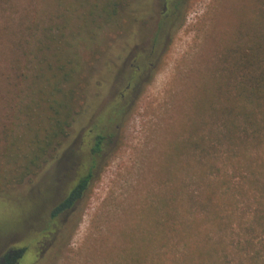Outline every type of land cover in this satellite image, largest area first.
I'll list each match as a JSON object with an SVG mask.
<instances>
[{"label": "rangeland", "instance_id": "374dc122", "mask_svg": "<svg viewBox=\"0 0 264 264\" xmlns=\"http://www.w3.org/2000/svg\"><path fill=\"white\" fill-rule=\"evenodd\" d=\"M103 1L110 5L108 17H98L92 7L97 0H0V256L23 250L19 264H202L190 256L194 242L202 245L201 234L191 233L198 219L209 243H224L226 257L218 264H240L238 244L251 238L258 248L261 233L243 227L254 201L233 190L240 172L224 142L214 139L220 118L212 109L222 105L217 88L225 83L226 52L261 0ZM175 1L177 19L157 38L151 56L159 15ZM45 38L65 42L68 59L61 58V65L79 67L78 115L48 165L18 184L9 171L16 170L20 141L28 145L32 137L25 131L27 86L34 53L48 46ZM143 65L152 70L141 75L124 112L109 126V143L83 198L49 219L88 165L80 136L91 124L101 123L100 130L117 117L121 106L114 100L133 67ZM42 181L43 198L36 191ZM209 182L220 185L223 203L235 199L226 209L222 203L216 207L224 219L221 229L201 201Z\"/></svg>", "mask_w": 264, "mask_h": 264}, {"label": "trees", "instance_id": "16d2710c", "mask_svg": "<svg viewBox=\"0 0 264 264\" xmlns=\"http://www.w3.org/2000/svg\"><path fill=\"white\" fill-rule=\"evenodd\" d=\"M97 2L92 7L98 10V17H108L110 5L103 0ZM100 2L103 4L100 5ZM259 3L261 5L255 10L254 19L250 20L249 25L248 22L240 24L235 47L226 52L225 59L229 66L225 67V83L217 88V95H223L222 105L218 110L212 109L214 103H209L214 114L220 118V134L215 135L214 139L224 142L228 148L225 151L226 156L236 160L233 164L238 173L240 172L241 181L233 190L242 197H252L254 201L255 211L247 222H242L243 227L252 230L250 232L261 233L258 248H255L251 238L238 244V250H242L240 264H264V2L261 0ZM91 14L89 13L90 16ZM176 19L177 16L174 20ZM66 23H63L65 30ZM168 24L169 20L163 19L159 24L160 29H165ZM45 39L48 46L45 47L46 51L41 52L40 47L34 53V70L27 86L28 104L24 114L28 117L25 131L32 132V137L29 138L28 145L27 141L23 144L24 139L20 141L17 147L20 153L14 151L16 156L13 162L16 170L9 171L17 176V180L13 181H18V184L23 183L29 176H35L47 164L48 157L57 150L62 138L67 137L68 129L78 115V85L75 75L79 73V67L60 64L61 58L68 56L63 49L65 42L59 45L55 43V39ZM234 53L238 56L234 57ZM29 56L33 57L32 52ZM23 57L25 61H29L26 60V53ZM34 115L36 122H33ZM98 138L92 150L94 155L99 153L102 143L101 137ZM91 179V171L82 174L67 196L53 209L51 217L71 210L83 198ZM226 183L227 181H221L220 185ZM220 185L209 182L204 194H200L203 206L211 210L209 217L213 219L216 229H221V220H224L219 218L216 207H220L222 203L227 205L226 209L235 200L227 198L223 203L219 193ZM230 219L231 215L227 213V222ZM201 222L204 223L195 219L191 225L192 234H201L202 245L199 247L198 240L194 242L190 256H195L202 264H218L226 257L222 253L224 243L221 238L209 243L207 229H198ZM159 232L164 237L165 230L160 229ZM241 243L244 244L242 248ZM22 253L21 250L7 251L0 256V264H18Z\"/></svg>", "mask_w": 264, "mask_h": 264}, {"label": "flooded vegetation", "instance_id": "af4514ba", "mask_svg": "<svg viewBox=\"0 0 264 264\" xmlns=\"http://www.w3.org/2000/svg\"><path fill=\"white\" fill-rule=\"evenodd\" d=\"M178 4H179V2H176L175 1V3H173L172 4V6H171V9H169L168 7H167V5L166 4H164V8H163V10L161 11V13H160V15H159V20H158V22H157V25H156V28H155V32L153 33V38H152V46H151V51H150V53H151V56L153 55V52H154V46H156V42H157V38H159L161 35H163L164 33H166V30H167V28H168V26H169V24H170V22L171 21H174V19L176 18V12L178 11ZM167 18V20H169V24L167 25V27L165 28V29H163V30H161L160 29V22L163 20V19H166ZM147 59L149 58V56L148 57H146ZM149 65H151V64H149ZM149 70H152V66H145V65H143V66H134L133 67V72H132V74H131V76H130V78L128 79V80H126V86H125V89L124 90H122V92H120V94L117 96V98H116V101L114 100V103L116 104V105H119V106H121V109H120V111L118 112V115H117V117L112 121V122H109V123H102V127H100L101 129L100 130H98L97 129V126H98V124H101V123H99L98 122V124L97 125H93V124H91V128H89L88 130H86V132L83 134V135H81L80 136V138H82L81 139V142L79 143L80 145H81V147L83 148L84 146H85V143H86V150H89V156H88V165H85L84 166V171H81V173L78 175V177H77V179L72 183V187L68 190V192H67V194L69 193V191L73 188V186L75 185V183L78 181V179H79V177L83 174V175H85L86 173H88L89 171H91V174H92V177H93V171L96 169V167L98 166V164H99V161H100V157H101V155H102V153H103V149L105 148V146L106 145H108V143H109V138H110V134H107L106 132L108 131V128H109V126L112 124V123H114V121L115 120H117V118H119L120 117V115L124 112V110H125V100L127 101V99L129 98V97H131V94L130 93H132L133 92V89L134 88H139V85H140V82L142 81L141 79H142V74L143 73H146L147 72V74H148V72H149ZM146 76V75H145ZM138 77V78H137ZM128 92H130V93H128ZM101 137V140H102V143H101V146H100V151H99V153L98 154H96V155H94L93 153H92V150L94 149V147H95V144H96V142H97V140L99 139L98 137ZM85 139H88V140H86V141H84ZM79 145V146H80ZM80 147V148H81ZM64 155V154H63ZM63 159L65 160V161H67L68 160V156H64L63 157ZM70 159V158H69ZM54 161V160H53ZM58 163H59V161L56 163V161L53 163V165H54V167H57L58 166ZM48 165V164H47ZM94 165H96L95 167H94ZM92 180V179H91ZM91 182V181H90ZM41 186H39L38 187V189H36V191L37 192H39V194H40V197L41 198H43L44 197V195H46L47 196V188H46V185H45V182L44 181H42V184H40ZM45 192V193H44ZM67 194H66V196H67ZM66 196H64V198L66 197ZM63 198V199H64ZM62 199V200H63ZM61 200V201H62ZM39 203H40V201L38 202L37 201V203H36V205L35 206H33V209H31V210H34V209H36L38 206H39ZM59 204V202L56 204V205H54V207L52 208V211H53V209L57 206ZM76 206V205H75ZM74 206V207H75ZM73 207V208H74ZM72 208V209H73ZM71 209V210H72ZM71 210H69V211H71ZM52 211H51V214H52ZM68 211V212H69ZM66 213V212H65ZM51 214H50V218L49 219H53L52 217H51ZM61 215V214H60ZM59 216V215H58ZM57 216V217H58ZM55 218V217H54ZM16 251V250H15ZM18 251H20V250H18ZM23 253H22V257L24 256V251L23 250H21ZM21 257V258H22ZM20 261V260H19ZM18 264H19V262H18Z\"/></svg>", "mask_w": 264, "mask_h": 264}]
</instances>
